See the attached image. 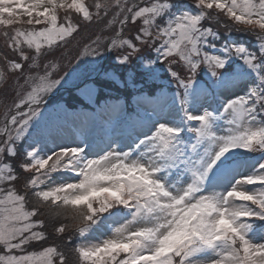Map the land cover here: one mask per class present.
I'll list each match as a JSON object with an SVG mask.
<instances>
[{
	"label": "snow or ice",
	"instance_id": "1",
	"mask_svg": "<svg viewBox=\"0 0 264 264\" xmlns=\"http://www.w3.org/2000/svg\"><path fill=\"white\" fill-rule=\"evenodd\" d=\"M0 42V264H264V0H0Z\"/></svg>",
	"mask_w": 264,
	"mask_h": 264
},
{
	"label": "rangeland",
	"instance_id": "2",
	"mask_svg": "<svg viewBox=\"0 0 264 264\" xmlns=\"http://www.w3.org/2000/svg\"><path fill=\"white\" fill-rule=\"evenodd\" d=\"M91 2H92V0H90L89 3H91ZM251 38L254 39L252 36H251ZM77 39L79 40V36L77 37ZM229 39H232V38H229ZM254 46H255V41H254ZM103 60L104 59H100L95 64H91L88 61H84L82 63L81 62L78 63L79 67L77 68V72H76V76L78 77V79L75 80L73 83H79L80 81H84L86 78L87 79L91 78L94 75H96L97 72H100L102 70V67H105V64H104ZM72 67H76V66H72ZM91 73H94V75H91ZM107 73L109 75L114 74L111 70H107ZM132 76H133V74L130 75V76H127V78L129 80H131ZM67 86H72L73 87V84L65 85L64 88H62L60 90V92L57 94V96L61 95V98L66 100L67 97H68V93H67V90L65 89V87H67ZM89 86L95 88V86H93V85H89ZM82 87H83V85H82ZM71 91L73 92V95H75V96L78 95L82 99H85L84 94L81 93V92H78L75 88H74V90H71ZM57 100H58V98H57ZM58 102L63 103L64 101L58 100ZM76 139H77V135H76V133L74 131H72V133H69V131H66L64 142L71 143V142L75 141ZM45 219H47V218H45ZM258 224H259V222H258ZM47 229H48V223H47V227H46L45 231H47ZM89 239L92 240L93 242H95V237H89ZM38 245L39 244H36L33 249H29V250L39 251L41 247H39ZM44 246H47V245H44Z\"/></svg>",
	"mask_w": 264,
	"mask_h": 264
},
{
	"label": "trees",
	"instance_id": "3",
	"mask_svg": "<svg viewBox=\"0 0 264 264\" xmlns=\"http://www.w3.org/2000/svg\"><path fill=\"white\" fill-rule=\"evenodd\" d=\"M87 2L89 3L90 0H87ZM178 2L182 4V1L181 0H179ZM98 31H99V28L96 25H93L87 31L83 32L81 34V36H79V39H81V38L87 39L89 36H92L93 33L98 32ZM73 54H74V49H73ZM64 63L66 64L67 61H65ZM112 66H114V62H110V66L109 67H112ZM136 70H137L136 64L131 65L128 70H126L124 68H121V69H119L120 78H121V74H123L124 76H128V73H134L135 74ZM119 82H117L116 84H118ZM116 84H114V85H116ZM10 87H8L9 90H10ZM108 90L109 89H107V88L105 89V91H108ZM46 221H47V219H46ZM46 223H48V229L46 231L48 233L53 232L54 226H59V223L58 222H48L47 221ZM51 242H52L51 240L46 241L44 245H48ZM71 247H72V245H68L65 248L66 255L68 256V264H73V257H72L71 252H70V248Z\"/></svg>",
	"mask_w": 264,
	"mask_h": 264
}]
</instances>
